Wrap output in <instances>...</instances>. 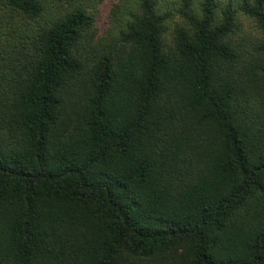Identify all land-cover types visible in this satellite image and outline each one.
I'll use <instances>...</instances> for the list:
<instances>
[{
  "label": "trees",
  "instance_id": "obj_1",
  "mask_svg": "<svg viewBox=\"0 0 264 264\" xmlns=\"http://www.w3.org/2000/svg\"><path fill=\"white\" fill-rule=\"evenodd\" d=\"M102 1L0 0V264H264V0Z\"/></svg>",
  "mask_w": 264,
  "mask_h": 264
},
{
  "label": "rangeland",
  "instance_id": "obj_2",
  "mask_svg": "<svg viewBox=\"0 0 264 264\" xmlns=\"http://www.w3.org/2000/svg\"><path fill=\"white\" fill-rule=\"evenodd\" d=\"M121 1L122 0H103L99 4L96 12V21L100 31H104L106 29V26L109 24V17L112 10L116 7V5L120 4ZM242 23L243 34L251 35L257 32L255 24L251 20L244 17L242 18ZM180 24L185 25L182 18L179 15H175L173 20L167 25V31L164 35V39L169 47L173 45L175 27Z\"/></svg>",
  "mask_w": 264,
  "mask_h": 264
}]
</instances>
